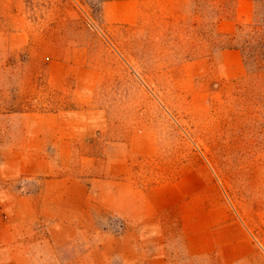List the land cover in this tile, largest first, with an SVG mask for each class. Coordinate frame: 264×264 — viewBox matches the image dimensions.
Segmentation results:
<instances>
[{
  "label": "rangeland",
  "instance_id": "rangeland-1",
  "mask_svg": "<svg viewBox=\"0 0 264 264\" xmlns=\"http://www.w3.org/2000/svg\"><path fill=\"white\" fill-rule=\"evenodd\" d=\"M237 1L0 0V264H264V74L220 57L255 5L215 26Z\"/></svg>",
  "mask_w": 264,
  "mask_h": 264
},
{
  "label": "crops",
  "instance_id": "crops-1",
  "mask_svg": "<svg viewBox=\"0 0 264 264\" xmlns=\"http://www.w3.org/2000/svg\"><path fill=\"white\" fill-rule=\"evenodd\" d=\"M146 1L151 0H106L104 6L105 14L111 21L134 23L140 20L143 4H145ZM253 4V0H238L234 15L220 18L216 23L217 30L223 34H235L238 31L239 26L251 18ZM243 5H247L249 7L247 13L242 12ZM128 6H131L132 9L130 14L126 11ZM228 54H240V50L238 48L222 49L220 51L222 61ZM223 63L226 66V63ZM225 72L228 77H234L244 74V69L236 75H230L227 70H225ZM198 252L201 254L206 251Z\"/></svg>",
  "mask_w": 264,
  "mask_h": 264
},
{
  "label": "trees",
  "instance_id": "trees-1",
  "mask_svg": "<svg viewBox=\"0 0 264 264\" xmlns=\"http://www.w3.org/2000/svg\"><path fill=\"white\" fill-rule=\"evenodd\" d=\"M253 2L255 5L254 18L251 23L253 30L245 45L243 47L239 45L224 46L222 49L231 47L241 49L249 67V74L254 72V70L264 74V0H253ZM240 29V32L244 30L243 27H240ZM240 34H235L231 37L237 38Z\"/></svg>",
  "mask_w": 264,
  "mask_h": 264
}]
</instances>
